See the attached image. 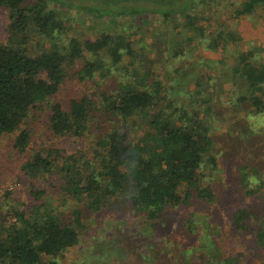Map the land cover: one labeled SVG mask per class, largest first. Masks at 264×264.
Segmentation results:
<instances>
[{"label":"trees","instance_id":"1","mask_svg":"<svg viewBox=\"0 0 264 264\" xmlns=\"http://www.w3.org/2000/svg\"><path fill=\"white\" fill-rule=\"evenodd\" d=\"M77 2L82 10L99 16L161 13L164 18L176 15L189 18L194 0ZM67 4H74L73 0H0V9L6 10L8 18L5 24L7 38L0 42V136L16 132L13 146L20 152L27 150L31 140L30 131L22 125L33 109H43L42 106L58 92L71 66L80 61L76 75L82 80L92 78L96 72L107 77L124 54H132L131 42L123 34L102 33L84 39L73 36L62 46L50 43L64 31L55 6ZM258 9L264 16V0H242L235 16L249 15ZM220 31L214 45L224 49V44L218 42L224 36ZM31 37L38 39V52L28 46ZM46 43L50 45L46 46ZM104 51L109 55L107 59L102 55ZM261 56H264V45L253 44L238 54L232 66L241 81L231 82L233 90L229 97L236 98L233 107H237L238 101L244 104L246 117L251 113L252 117L264 113V61ZM147 78L148 74H143L138 80L119 81L111 90L71 99L67 108L59 102L49 101L47 127L54 135L83 138L89 131L91 115L97 110L117 117L120 130L114 129L95 142L92 160L86 158L82 149L68 155L59 152L52 156L47 151L44 156L40 152L28 156L21 167L28 178L56 175L61 182L60 189L81 205L65 216L63 211L46 204L47 200L42 198L45 189H30L36 202L16 210V222L2 225L0 264H61L59 258L79 242L76 226L83 225L85 207L98 219H104L118 211L117 202L113 200L116 197H121L128 212L138 216L134 225L139 233L158 236L179 254L182 248L188 253L200 249L204 246L202 243H212L208 232L203 233L205 239L196 238L194 226L198 220L186 208L213 201L220 203L224 199L237 205L228 222L233 228L232 233L240 237L250 233L254 248L264 249V203L259 202V194L264 189V165L245 158L234 160L231 156V168L222 170L221 160L212 152L211 127L204 118L213 112L215 98L212 93L200 94L190 107L185 103L176 105V100L170 96V88L160 79L149 82ZM211 78L208 74V82ZM195 83L199 85V81ZM202 103L204 107L200 105ZM138 124L140 130L133 138H127L124 129ZM245 132L250 134V131ZM214 172L222 177L219 190L213 185L214 179L208 185L203 183L209 176L214 178ZM249 197L252 199L248 201ZM178 208H185L179 216L175 210ZM174 215L177 220L183 219L175 228ZM187 230L194 239L189 244L179 235L182 232L186 235ZM121 233H109L107 239L106 233L101 237L104 239L101 246L97 244L102 251L101 257L107 254L108 247L112 249L111 256H116L110 262L107 260L108 264H123L117 258L123 255L125 242L112 243L118 235L123 240L128 239ZM140 245L149 247L150 243L144 245L134 239L126 247L137 257H146L149 264H160L159 261L168 255L169 249L165 255L161 251L155 256L143 253ZM237 253L227 256L224 264H242L240 257L246 258V253ZM213 258L215 256L209 261ZM251 260L245 259L243 264ZM184 263L190 264L183 260L179 264Z\"/></svg>","mask_w":264,"mask_h":264},{"label":"rangeland","instance_id":"2","mask_svg":"<svg viewBox=\"0 0 264 264\" xmlns=\"http://www.w3.org/2000/svg\"><path fill=\"white\" fill-rule=\"evenodd\" d=\"M241 1L194 0L189 18L183 15L164 18L161 13H145L143 16H99L88 10H82L77 6V0H73L72 5H56L55 10L61 16L64 31L50 43L55 42L62 46L67 45L69 38L73 36L84 39L95 38L102 33L123 34L131 42L132 54H124L122 59L111 68L107 77L96 72L92 78L82 80L76 75L80 61L71 66L58 92L42 106L43 109H33L22 125V128H27L31 134L30 144L24 152L18 151L13 146L16 132L0 136V183L5 186L13 185L12 191H5L0 197V230H3V226L13 224L10 216L15 217L16 210H21L24 206H32L36 202V198L30 193L32 188L45 189L42 198L47 200L46 204H50L60 212L63 211L65 216L71 215V211L77 205H81L74 197L60 189L61 182L56 175L46 174L28 178L21 169L28 156L34 152H40L44 156L47 151H50L52 156L59 152L68 155L78 153L82 149L86 152V158L92 160L95 142L114 129L120 130L121 125L117 117H111L104 111L97 110L91 115L89 131L83 138L54 135L47 127L49 101L59 102L67 108L71 99H78L85 94L93 95L104 89L111 90L113 87L116 88L119 81L138 80L143 74H148L149 82L152 79H160L165 87L170 88V96L176 100V105L185 103L190 107L200 94L204 95L208 91L212 93L215 98L213 112L211 115H205L204 118L211 127L214 139L212 152L221 160L222 170L231 168V156L234 160L245 158L264 165V113L253 117L251 113L247 118L244 104L238 101L237 107H233L236 98L229 97L233 90L231 82L241 81L232 71L238 54L249 49L253 44L264 45L262 11L258 9L249 15L235 16V10L240 8ZM6 23H8L7 12L1 8L0 42L6 41L7 38ZM218 31L223 32L224 36L218 39V42L224 44V49L214 45ZM37 42L36 37H31L28 42V46L36 52H38ZM50 43H46V46ZM102 55L106 59L109 57L106 51L102 52ZM261 57L264 61V56ZM208 74L212 76L210 82H208ZM197 81L199 85L195 83ZM238 86L239 92L240 84ZM200 105L205 106L204 103ZM139 124L141 125V122ZM139 124L124 129L127 138H133L140 130ZM245 131H250V134L247 135ZM96 166L100 169V166ZM212 174L214 178L209 176L203 183L208 185L214 179L216 183L212 184L219 190L222 177L217 172ZM259 196V202L264 203V189ZM251 199L252 197L247 198L248 201ZM113 200L117 202L118 211L111 212L104 219L103 217L98 219L85 207L83 225L76 226L79 231V242L59 258L61 264H108L106 261L110 262L116 256H111L112 249L108 247V255L101 257L102 251L97 244L100 243L101 246L104 240L101 237L106 233L107 239L109 233L116 235L121 232L128 239L123 240L118 235L112 243L125 242L123 255L117 258L120 262L123 261V264L150 263L146 257H137L132 249L126 247V244L134 239L144 245L150 243L149 247L140 245L141 251L146 254L155 256L161 251L165 255L164 252L169 249L168 255L159 261L160 264H179L182 260L190 264H224L226 257L229 258V255L235 252L246 253H244L246 258L240 257L242 264L245 259H252L248 264H264V249L254 248L250 233L244 234L243 237L232 233L233 228L231 225L228 226V222L237 205H232L224 199H221L220 203L213 201L206 205L185 207L197 217L198 221L194 226L196 238L205 239L203 233L208 232L210 235L208 239H212V243L208 245L202 243L204 246L201 245L200 249L188 253L182 248L181 254L178 250H174L173 246L168 248L158 236L149 232L139 233L137 225H134L138 216L128 212L121 197ZM185 208L175 209L177 215L179 216V212ZM128 213L130 216H127ZM177 215H174L172 220L174 228L183 220H177ZM127 227L130 229H126ZM179 235L182 236L180 239L187 241L188 244L194 240L190 238L188 230L186 235L183 232ZM108 256L111 257L107 258ZM211 256L215 258L209 261Z\"/></svg>","mask_w":264,"mask_h":264},{"label":"built area","instance_id":"3","mask_svg":"<svg viewBox=\"0 0 264 264\" xmlns=\"http://www.w3.org/2000/svg\"><path fill=\"white\" fill-rule=\"evenodd\" d=\"M13 190V185H7L5 186L4 184L0 183V197L2 194H4L5 191H12ZM16 217L10 216V221H15Z\"/></svg>","mask_w":264,"mask_h":264}]
</instances>
